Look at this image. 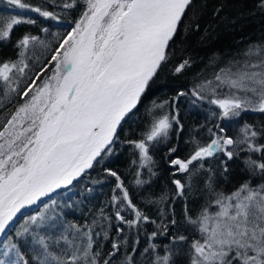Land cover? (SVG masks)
<instances>
[{"label":"snow or ice","instance_id":"1","mask_svg":"<svg viewBox=\"0 0 264 264\" xmlns=\"http://www.w3.org/2000/svg\"><path fill=\"white\" fill-rule=\"evenodd\" d=\"M6 2L19 9H30L46 19H57L53 12L23 0ZM84 2L87 10L49 58V64L55 62L51 76L42 81L30 100L0 128V236H6L11 230L13 219L21 209L71 184L94 161L98 163L102 153L108 154L122 122L126 123L139 111L138 105L149 82L166 61L169 42L193 0ZM74 6L75 0H66L63 4L67 9ZM22 23L36 21L17 16L0 17V41L8 40L14 26ZM37 43L44 44L38 36L25 35L17 44L20 55ZM244 56L247 59L243 62H233L214 78L217 83L211 88L213 98L209 103L222 110V118L239 116L243 111L264 113V46L250 47ZM187 64L184 61L176 71H182ZM26 67V64L20 67L17 63H0V81L15 91L10 73L13 69L23 73ZM46 70L42 68L32 83ZM212 84L207 81L199 85L192 95L198 100L205 99L201 91ZM220 87L228 89L222 97L216 93ZM29 91L31 87L22 95L27 96ZM167 104L168 101L153 102L148 110L151 120L140 138L127 141L138 152L141 167L152 162L150 151L168 138L173 126H180V120L165 110ZM242 133L239 143L246 145L244 150L258 154L256 158L250 155L246 159V167L252 175L264 178V143H257L264 132L245 125ZM235 144L237 141L231 137H217L205 145L197 143L187 159L174 158L169 163L176 172L188 173L194 162L213 157L219 151L231 160L235 154L231 146ZM174 152L176 149L170 147L169 153ZM110 175L116 176V173ZM116 179L119 181V176ZM136 182L144 183L139 179ZM172 182L177 194L184 195L185 185L179 179ZM117 187L136 218L125 221L118 211L117 219L129 227L141 219L147 222L148 217L133 205L123 185L118 183ZM212 203L217 211L205 208L197 219H189L199 233V238L190 242V264H264V183L253 186L246 182L230 194H216ZM48 219L46 213L30 217L36 228L44 227ZM16 235L24 238L23 245L31 246L36 264H100L97 259L100 253L94 251L90 228L82 232L74 224L65 227L55 240L57 245L63 241L59 253L51 250L50 238L35 229L24 226ZM173 239L183 242L188 238L181 235ZM21 247L15 242L3 244L0 264H30ZM112 247L119 250L118 243ZM149 248L154 252L156 245L150 244ZM149 248L144 251L148 252ZM111 255L115 252L103 264H109ZM127 264H131V257L127 258ZM153 264H171V255L157 256Z\"/></svg>","mask_w":264,"mask_h":264},{"label":"trees","instance_id":"2","mask_svg":"<svg viewBox=\"0 0 264 264\" xmlns=\"http://www.w3.org/2000/svg\"><path fill=\"white\" fill-rule=\"evenodd\" d=\"M23 2L53 12L62 23L56 25L37 19L33 17L35 14L30 9H19L15 6L14 9L5 0H0V17L17 16L36 21L34 24L22 23L14 26L10 38L0 41V63H18L19 59H23L25 54L20 55L17 44L25 35L38 36L47 45L46 54H53V49L62 39L61 36L82 18L86 9L84 0H75V6L70 9L62 6L66 0ZM5 8L13 10L9 13L4 11ZM56 36L59 38H55ZM254 46H264V0H193L169 43L166 61L149 82L138 105L139 111L127 119L126 123H122V128L118 129V138L110 146L108 154L102 153L103 158L99 157V162H94L84 174L82 191L79 190L80 184H71L68 197L61 198L57 204L54 203V207H49L61 215L60 223L52 222L49 225L54 224L55 228L47 225L42 231L34 226L30 229L49 237L51 250L59 253L64 246L63 241L57 245L55 240L63 233L66 225L78 222L82 232L91 228L93 236H98L96 243L102 239L101 244L104 246L97 257L100 264L113 252L115 255H111L109 264H127L128 257H131V264H153V259L162 256L165 249L182 250V254L177 256L186 260L183 253L189 254L190 242L196 239V226L189 223V219H197L205 208L214 210L216 206L212 202L216 194H230L246 182L253 186L264 183V178L252 175L245 164L250 155L256 158L258 154L245 151L246 145L239 143L243 139L242 129L245 125L264 132V113L243 111L239 116L222 118V110L209 103L210 98L207 99V91L217 83L214 79L216 74L233 62H243L247 59L244 53ZM25 59L29 74L20 84L22 90H18L10 100L0 98V128L25 98L22 93L45 66V61L37 62V66L32 68L30 60L34 61L33 57ZM184 61H188V64L182 71L177 72L176 68ZM49 69L52 67L49 66ZM207 81H212L213 84L201 91L205 99L198 100L192 95V91ZM12 85L17 86L14 83ZM181 92L185 95H179ZM2 94L0 87V97ZM165 101H168L165 110L180 120V126H173L168 138L150 151L152 162L141 167L138 152L127 141L140 138L142 130L151 120L148 110L153 107V102L160 104ZM224 136L237 141V144L231 146L235 152L231 160L219 151L213 157L194 162L189 166L188 173L176 172L169 163L174 158L187 159L197 143L205 145L212 139ZM257 143H264V135L257 138ZM170 147L175 148L176 152L170 154ZM201 163L203 167L199 166ZM111 172H115L120 180L117 181L116 176L110 175ZM137 179L144 183L137 184ZM174 179H179L185 185L184 195L177 194L176 186L172 182ZM116 182L123 185L133 205L143 216L148 217L142 228L151 232L150 241L132 234L111 215L96 216L98 212L113 213L122 207V191L119 188L116 190ZM113 197L119 199H116L118 201L115 205ZM126 219L132 218L126 216ZM21 222L8 234L11 237L8 241L21 244L22 254L29 259V253L34 255L31 246L23 245L24 238L16 236L18 229L23 227ZM100 222L103 224L101 227L98 226ZM153 231H156L155 237L152 236ZM158 235L165 236L157 240L155 238ZM181 235L188 239L174 242L173 238ZM113 243L119 244L118 251L113 249ZM150 244L156 245L154 252L149 248ZM145 248H149V251L145 252ZM141 253L147 258L142 259L139 256ZM138 258L142 261L138 262Z\"/></svg>","mask_w":264,"mask_h":264},{"label":"rangeland","instance_id":"3","mask_svg":"<svg viewBox=\"0 0 264 264\" xmlns=\"http://www.w3.org/2000/svg\"><path fill=\"white\" fill-rule=\"evenodd\" d=\"M6 1V0H5ZM86 4V3H85ZM62 6H63V4H62ZM13 8H14V6H12ZM6 10H4V11H7V12H9V13H11L10 11H12L13 9H7V8H5ZM15 9V8H14ZM87 10V5H86V9H85V11ZM30 11V10H29ZM21 12H23V11H21ZM33 14H35L33 17H35V18H37V19H42L43 21H49L50 23H54V24H56V25H58V24H60V23H62V20H60L59 18H57V19H55V20H53V19H51V18H44V17H41V16H39V14L38 13H35V12H33V11H31ZM31 14V13H30ZM5 18L6 17H8L7 15H3ZM184 17V16H183ZM183 17H182V19H183ZM182 19H181V21H182ZM76 26V24L74 25V26H70L71 28L69 29V31L68 32H70L74 27ZM179 26V25H178ZM68 32H66L63 36H61L62 37V39H63V37L65 36V35H67V33ZM55 38H59V37H55ZM62 39H60V40H62ZM56 40V39H55ZM40 41H42L41 39H40ZM170 43V42H169ZM45 49H47V45L45 46V44H43V45H41L40 43H37L35 46H30L27 50H26V52H25V55L23 56V59H19L18 60V65L20 66V67H23V65L24 64H26L25 63V61H26V57H33V59H34V61H32V60H30V62H31V67L32 68H34V65L35 66H37V62H44V64H43V66H44V68H46L47 70H49L48 72H45V73H43L42 75H41V77H40V79L39 80H36V83L35 84H33V83H31L28 87H27V89L29 88V87H31V91H29L28 92V95L27 96H25V98L24 99H22V101L19 103V106L14 110V112L11 114V116L16 112V110L18 109V108H20L21 106H23L26 102H28L29 100H30V97L35 93V91H36V89H37V87L38 86H40L41 84H42V81L44 80V79H46V78H48V77H50L51 76V74H52V69L50 70L49 69V66H53L54 65V61L51 63V64H49V58L51 57V55H48V54H46V50ZM55 49V48H54ZM53 49V50H54ZM62 51V50H61ZM20 52H21V49H20ZM26 53H28V54H26ZM53 53V52H52ZM28 55V56H27ZM42 60V61H41ZM20 61H23V64H20ZM40 63V64H41ZM28 74H29V70L28 71H26V68L24 69V72L23 73H20V72H18L16 69H13V72L12 73H10V76H12V77H14V79L12 80V83H14L15 85H17V86H15L14 87V85H12V83H11V87L12 88H15L16 90L15 91H11L10 89H8V88H6L5 87V84H4V82L3 81H0V87L2 88V90H3V94H2V96L0 97L1 98V100L4 98V99H7V100H10L13 96H14V94H17V91L18 90H20L21 89V85L20 84H22L26 79H27V77H28ZM212 87H214V86H212ZM212 87H210L209 88V91H207V99L208 98H213L212 97V95H211V88ZM22 90V89H21ZM23 92V91H22ZM227 92H228V89L226 88V87H220V89L219 88H217L216 89V93H217V95L218 96H224V95H226L227 94ZM6 93V94H5ZM1 100H0V102H1ZM11 116L9 117V118H7L6 120H4V124H5V122L8 120V119H10L11 118ZM123 123V122H122ZM3 124V125H4ZM3 125H2V127H3ZM99 158V157H98ZM97 158V159H98ZM94 162H96V161H94ZM93 162V163H94ZM87 170H89V168H87V169H85L84 170V172H82L81 173V175L80 176H78L76 179H74L73 181H72V183L71 184H74V185H78V184H80V188H79V190L80 191H82L81 190V187H82V179H84V174L87 172ZM93 182H95V181H93ZM117 184L119 183V182H116ZM71 184H68V185H66V186H63V187H61V188H58V189H56L55 190V192H53V193H51L49 196H46L45 198H46V200L41 204V205H39L37 208H31V209H28V210H26V211H24V210H22L20 213H18L17 215H16V217L13 219V222H12V227H11V230H8L7 231V235L6 236H1L0 237V251H3V244H7V243H9V239L11 238V237H8V234L15 228V226L17 225V224H19L21 221V223L23 224V227L24 226H27V227H29V228H31V226H34L35 228H36V226L35 225H32L31 224V220H30V217H32V216H39L40 214H44V213H46L47 214V216L49 217V219L47 220V222H46V225L45 226H47V225H49V224H52V222H55V223H60V214L59 213H56V212H54L52 209H49V207L50 206H53L54 207V203L55 204H57L56 202L58 201V200H60L61 198H66V197H68V194L71 192L68 188H69V186L71 185ZM117 185H116V190H117ZM62 191L61 192V194H58L59 193V191ZM119 190L121 191V189L119 188ZM117 199H118V197H116ZM122 199H123V192H122ZM114 200V199H113ZM119 200V199H118ZM117 200V201H118ZM116 200H114V202H113V205H115V203L117 202ZM123 202H122V207L118 210L119 211V213H120V215L122 216V217H124L125 219V221H135V213L133 212V210L131 209V208H129V207H127V201H125V200H122ZM105 206V205H104ZM103 206V207H104ZM218 209L217 208H214V210H212V211H210V212H215V211H217ZM118 211H114L113 213L112 212H109V211H107V212H104V211H102V212H98L97 213V215L96 216H107V215H111V217H113L114 218V220L118 223V224H120L121 226H123L124 228H128L131 232H132V234H135V235H139V236H141V237H145L148 241H150V234H151V232L149 231V230H144L143 228H142V225H143V222H144V220L142 219L141 221H139L138 223H134L131 227H129V225L127 224V223H123V222H121L120 220H118L117 219V212ZM126 216H128V217H131L132 219H129V220H127L126 219ZM27 222V223H26ZM63 225H65V222H63ZM71 225H73V224H71ZM74 225H76V226H78L80 229H82L81 228V225L78 223V222H76V223H74ZM98 225V224H97ZM103 224L100 222V225H98L99 227H101ZM44 226V227H45ZM66 227H67V225H66ZM150 228V227H149ZM36 229H39L40 231H42L41 229H45V228H43V227H41V228H36ZM91 229V228H90ZM19 231H21L22 230V228H20V229H18ZM82 231V230H81ZM84 231H87V230H84ZM192 233H193V231H191ZM17 233V232H16ZM45 233V232H44ZM153 233H156V231H153ZM93 234V233H92ZM146 234H148V235H146ZM164 234V233H163ZM41 235H44L43 233L41 234ZM17 236V235H16ZM165 235H158L157 236V238H155V239H157V240H160L161 238H163ZM194 236H195V238L197 239V238H199V233L196 231V232H194ZM98 236L97 235H95V236H93V240H94V248L96 249V251H98V252H102L101 250L104 248V246H103V244H101L102 243V239L101 240H99V241H97L98 242V244L96 243V238H97ZM7 238V239H6ZM6 240V241H5ZM126 245V244H125ZM171 248V247H170ZM162 256H164V255H171V264H190V259H189V254L187 255V253L186 252H184L183 254H185V256L187 257L186 258V260L185 259H183L182 257H180V256H177V255H180V254H182V250H177V249H175V250H168V249H165V250H163L162 251ZM139 256H141V258L142 259H144V258H147V256L146 255H143L142 253H141V255H139ZM183 256V255H182ZM25 259H27V260H29V262H30V264H36V261H35V259H34V255H32V253L30 254L29 253V259L27 258V257H25ZM155 259H156V257L153 259V261H155ZM142 260L140 259V258H138V262H141Z\"/></svg>","mask_w":264,"mask_h":264},{"label":"bare ground","instance_id":"4","mask_svg":"<svg viewBox=\"0 0 264 264\" xmlns=\"http://www.w3.org/2000/svg\"><path fill=\"white\" fill-rule=\"evenodd\" d=\"M30 206H32V205H30ZM30 206H26L25 208H23V209H26V208H28V207H30ZM23 209H21V210H23Z\"/></svg>","mask_w":264,"mask_h":264},{"label":"water","instance_id":"5","mask_svg":"<svg viewBox=\"0 0 264 264\" xmlns=\"http://www.w3.org/2000/svg\"><path fill=\"white\" fill-rule=\"evenodd\" d=\"M42 199H43V198H42ZM42 199H41V200H42ZM41 200H40V201H38V202H37V204H39V203L41 202ZM14 218H15V217H14ZM0 237H1V236H0Z\"/></svg>","mask_w":264,"mask_h":264}]
</instances>
